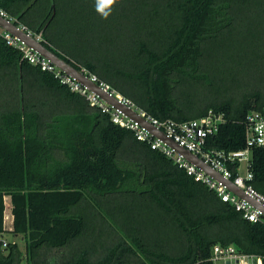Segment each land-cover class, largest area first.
Returning <instances> with one entry per match:
<instances>
[{
  "label": "trees",
  "instance_id": "16d2710c",
  "mask_svg": "<svg viewBox=\"0 0 264 264\" xmlns=\"http://www.w3.org/2000/svg\"><path fill=\"white\" fill-rule=\"evenodd\" d=\"M76 68L161 120L221 112L207 150L246 146L264 106V0H0ZM264 195V147H252ZM236 173V168L230 166ZM21 234L3 245L6 232ZM264 225L0 36V264H214Z\"/></svg>",
  "mask_w": 264,
  "mask_h": 264
},
{
  "label": "built area",
  "instance_id": "2783aa9c",
  "mask_svg": "<svg viewBox=\"0 0 264 264\" xmlns=\"http://www.w3.org/2000/svg\"><path fill=\"white\" fill-rule=\"evenodd\" d=\"M0 15L14 22L13 18L1 7ZM19 26L27 33L32 34L26 26ZM0 36L3 37L8 45L19 49L24 58L30 63L39 66L42 70L51 72L61 84L83 95L91 106L97 107L101 112L109 114L114 123L131 129L138 140L148 143L151 148L159 150L166 156L172 158L175 164L183 168L187 174L214 190L222 201L233 205L236 210L242 213L244 218L252 222H260L264 225V213L262 209L231 191L223 181L214 178L196 164L189 161L182 154L176 152L167 142L155 136L154 133L140 124L137 120L129 117L122 110L114 107L97 93L91 91L75 77L60 69L48 58L28 46L23 40L4 29L1 25ZM36 37L40 40L38 36ZM82 71L93 82H96L107 92L116 96L120 102L137 111L156 128L164 131L169 138H172L179 145L198 155L213 169L220 172L224 178L230 179L251 198L264 205V195L251 183L253 179L251 170L252 147H264V106L247 114L246 146L244 148L228 151L207 150L205 146L208 137L217 133L220 123L225 121L223 113L209 111L204 116L184 121L174 119L161 120L145 113L142 109L138 108L131 99L117 92L108 83L101 81L96 74L85 70ZM231 165L236 168V173L233 172V169L230 167ZM3 245H7V241L4 239ZM212 260L214 264H218L216 263L218 260L223 261L224 264H262V258L260 256L242 253L233 245H223L220 243L213 246Z\"/></svg>",
  "mask_w": 264,
  "mask_h": 264
},
{
  "label": "water",
  "instance_id": "95a60500",
  "mask_svg": "<svg viewBox=\"0 0 264 264\" xmlns=\"http://www.w3.org/2000/svg\"><path fill=\"white\" fill-rule=\"evenodd\" d=\"M0 25L6 29L7 31L11 32L13 35L17 36L21 40H23L28 46L32 47L40 54L48 58L52 61L56 66L60 69L65 71L66 73L75 77L78 81H80L83 85L87 86L91 91H94L107 102L112 104L114 107L122 110L125 114L129 117L137 120L140 124L145 126L148 130L155 134V136L163 139L167 142L172 148L176 150V152L182 154L185 158H187L192 163L196 164L198 167L206 171L208 174L213 176L214 178L223 181L228 188L233 191L234 193L238 194L240 197L245 198L246 200L250 201L252 204L257 206L258 208L262 209L264 213V205L255 199L251 198L248 194L245 193L243 189L235 185L230 179H226L223 175L218 172L217 170L213 169L208 163L204 162L202 158L198 155L192 153L191 151L187 150L183 146L179 145L175 142L172 138H169L164 131L156 128L153 124L147 121L142 115H140L137 111L130 108L128 105L120 102L116 96L107 92L103 87H101L96 82H93L82 70L76 68L70 62L53 52L49 49L41 40H39L33 34L27 33L23 30L19 25L15 22L9 20L0 15ZM256 261V260H255Z\"/></svg>",
  "mask_w": 264,
  "mask_h": 264
},
{
  "label": "rangeland",
  "instance_id": "374dc122",
  "mask_svg": "<svg viewBox=\"0 0 264 264\" xmlns=\"http://www.w3.org/2000/svg\"><path fill=\"white\" fill-rule=\"evenodd\" d=\"M3 239L6 240L7 243H9V241L17 243V245L20 248L23 256L26 255V244H25V240H24V238L22 237L21 234L14 235L13 233H11V232L8 231V232H6L3 235ZM22 262H23V264H25V262H26L25 259H23ZM216 263H218V264H224V262L221 261V260H218Z\"/></svg>",
  "mask_w": 264,
  "mask_h": 264
}]
</instances>
